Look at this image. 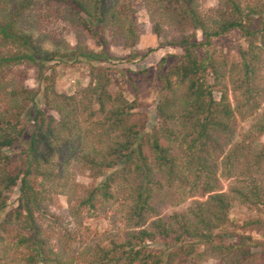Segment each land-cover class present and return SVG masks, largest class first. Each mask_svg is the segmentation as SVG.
I'll return each instance as SVG.
<instances>
[{
	"label": "trees",
	"instance_id": "16d2710c",
	"mask_svg": "<svg viewBox=\"0 0 264 264\" xmlns=\"http://www.w3.org/2000/svg\"><path fill=\"white\" fill-rule=\"evenodd\" d=\"M200 1L149 0L180 27L179 36L166 45L183 54L163 76L156 125L142 134L143 127L133 121L136 102L110 93L111 78L102 66L110 60L105 40L110 24L122 21L126 37L137 38L126 5L119 0H0V264H202L208 259L217 264H264V242L242 235L225 242L222 234L236 201L257 213V226L264 225V143L259 142L264 139V110L249 133L226 149L234 110L226 91L218 100L212 96L221 85L222 65L209 52L214 38L232 30L241 33L248 46L234 68L241 73L246 98L238 102L256 112L260 100L254 98L261 92L251 83L259 54L256 43L264 44V3L219 0L204 15ZM42 3L80 28L75 48L61 52L37 43L32 29L39 20L31 12L41 11ZM196 31L201 32L200 41ZM85 33L97 39L99 52L82 43ZM67 59L90 64L89 83L65 95L56 92L52 74L43 76L42 101L51 112L47 114L36 94L25 88L17 67L33 63L42 68ZM27 126V147L15 155ZM177 141L185 160L173 152ZM219 158L227 169L223 175L234 181L235 172L240 184L229 193L222 192L216 176ZM73 165L91 179L82 191L68 173ZM174 180L189 185L187 196L197 194L204 200H194L185 213L164 219L157 205L168 194L162 195L163 184L171 187ZM13 188L18 191L17 206L8 210ZM69 191L78 194L75 201ZM53 194L67 196L73 216L117 203L124 235L119 240L81 241L77 256L66 258L51 245L54 230L43 221Z\"/></svg>",
	"mask_w": 264,
	"mask_h": 264
},
{
	"label": "rangeland",
	"instance_id": "374dc122",
	"mask_svg": "<svg viewBox=\"0 0 264 264\" xmlns=\"http://www.w3.org/2000/svg\"><path fill=\"white\" fill-rule=\"evenodd\" d=\"M258 2L259 0H252ZM264 3V0H260ZM119 3L127 6L133 14L134 30L137 38L132 40L124 33L122 21L110 24L106 31L105 40L107 53L110 60L102 64L107 69L111 78L109 91L112 95L122 94L128 101H135L137 108L133 121L143 127L142 134L150 132L156 125V108L159 99L164 94L163 76L167 69L173 66L178 56L183 54V50L178 47L166 45L171 38L178 37L180 27L167 15L162 14L160 9L149 3V0H119ZM149 3V4H148ZM219 4V0H201L199 2V12L209 15ZM41 11L34 12L33 17L37 24L32 29L33 37L46 50H60L64 52L75 48L77 36L81 32L80 28L71 21L56 16L53 10L41 4ZM36 14V15H35ZM35 22V21H33ZM155 26H158L159 33H155ZM123 28V30H122ZM157 29V27H156ZM188 34L193 31L191 28H184ZM198 41L202 39L201 32L196 31ZM82 43L95 52L101 50L97 39L83 34L80 36ZM259 46L255 76L251 83L252 88L261 92L254 100H260L259 109L251 112L248 106L241 107V100H245V90L241 88V73L235 69V65L241 61V53L247 49L248 43L241 36L238 30H232L225 35L214 38L211 41L209 52L222 65L220 87L214 88L212 96L218 100L222 90L228 94L231 107L234 110V117L229 123V130L225 136V141L230 145L239 141L245 134L249 133L251 127L257 122L260 114L264 110V44L256 43ZM17 71L22 74V82L26 89L36 94L39 107L47 114H51L46 109L42 101L43 76L54 78V87L57 93L73 95L86 87L89 83L90 64L84 60L67 59L63 62H51L39 68L35 64H23L17 67ZM212 76L209 75L208 82L212 83ZM240 109L236 110V106ZM30 137V128L27 126L21 142L14 148L19 155L25 151L27 141ZM264 143V139H259ZM179 141L173 144V152L180 156L178 148ZM185 160V158L181 157ZM216 176L219 178V185L222 192L229 193L230 188L239 186L235 180L236 173L232 172L233 179L223 175V166L219 163ZM184 162V161H183ZM190 171V169H189ZM187 171V172H189ZM68 173L71 179L79 186V191L91 184L88 173H84L81 168L73 165ZM260 181L264 183V169L261 173ZM181 184V180H174L171 187L163 184L162 203L157 205V214L166 219L172 214L185 213L193 204L194 200H204L200 195L195 194L189 197V185ZM73 201L75 196L69 191ZM18 191L13 188L9 193L8 210L17 206ZM48 215L43 220L46 226L54 231L51 245L61 250L66 258H74L83 247V242H94L99 240L117 239L124 235L125 226L118 211L117 203H104L95 210L83 209L73 216L69 210L67 196L53 194L47 202ZM257 213L248 209L245 205L236 201L229 211V222L222 230L225 235V242L237 241V236H250L256 242H264V225L257 226L255 220ZM264 218V216H262ZM249 222V223H247ZM70 238V240L68 239ZM75 238V239H74ZM75 240V241H71ZM159 247V245H154ZM78 264V263H76ZM80 264V263H79ZM202 264H217L216 260L208 259Z\"/></svg>",
	"mask_w": 264,
	"mask_h": 264
}]
</instances>
